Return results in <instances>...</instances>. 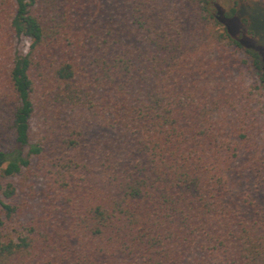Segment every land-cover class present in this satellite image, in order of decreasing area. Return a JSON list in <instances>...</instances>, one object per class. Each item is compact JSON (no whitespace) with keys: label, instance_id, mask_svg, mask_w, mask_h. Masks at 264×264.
<instances>
[{"label":"trees","instance_id":"obj_1","mask_svg":"<svg viewBox=\"0 0 264 264\" xmlns=\"http://www.w3.org/2000/svg\"><path fill=\"white\" fill-rule=\"evenodd\" d=\"M254 22L264 38L261 11L217 0H0V264H264Z\"/></svg>","mask_w":264,"mask_h":264},{"label":"rangeland","instance_id":"obj_2","mask_svg":"<svg viewBox=\"0 0 264 264\" xmlns=\"http://www.w3.org/2000/svg\"><path fill=\"white\" fill-rule=\"evenodd\" d=\"M218 4L224 8H229L231 6H234L235 3H237L238 7H241L242 10L244 11H250V10H259L262 12V14H264V0H217ZM258 20V19H257ZM254 26L256 29L259 30L258 34L256 36H251L250 34H248V25L246 27H244L243 33L245 35V38L248 40L247 43L248 45H257L259 44L258 42H261L264 44V38H261V28L260 25L257 22H254ZM28 46V41L27 40H22L18 47L20 49H22V51H25L27 49ZM238 55L243 57L242 53H239ZM257 74L252 71L249 70L247 68H245L243 70V81L245 84H251V83H255L257 82ZM261 103L264 105V99H261ZM263 114H258V121L260 123V127L259 129L261 130V134L262 137L264 138V112L262 111ZM33 185L35 188V191L37 192V194H39V197L42 195V192L44 190V183L41 180H34L33 181Z\"/></svg>","mask_w":264,"mask_h":264}]
</instances>
